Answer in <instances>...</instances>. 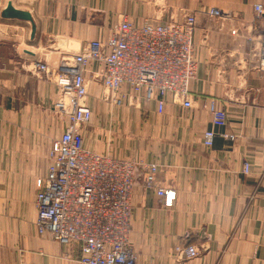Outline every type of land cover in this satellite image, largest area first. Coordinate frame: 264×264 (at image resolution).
I'll return each instance as SVG.
<instances>
[{
    "label": "crops",
    "instance_id": "crops-1",
    "mask_svg": "<svg viewBox=\"0 0 264 264\" xmlns=\"http://www.w3.org/2000/svg\"><path fill=\"white\" fill-rule=\"evenodd\" d=\"M254 4L264 10V0H0V264H74L64 254L78 253L34 229L36 179L67 120L54 109V82L30 66L56 68L122 16L140 24L187 13L196 23L192 106L171 95L161 111L155 101L127 97L114 106L85 74L94 100L84 144L156 163V182L175 190L164 206L155 188L135 181L129 241L136 264H264V70L257 62L264 17ZM210 7L222 14L209 15ZM210 99L226 112L222 126L203 107ZM187 245L198 254L187 256Z\"/></svg>",
    "mask_w": 264,
    "mask_h": 264
},
{
    "label": "built area",
    "instance_id": "built-area-1",
    "mask_svg": "<svg viewBox=\"0 0 264 264\" xmlns=\"http://www.w3.org/2000/svg\"><path fill=\"white\" fill-rule=\"evenodd\" d=\"M254 10L256 17H264L261 4H254ZM207 12L222 14L216 7ZM195 27L194 13L185 14L182 20H144L140 24L122 16L102 39L90 40L56 68L43 62L30 66L39 78L54 82V109L67 120L48 152L46 174L36 179L33 225L38 235H48L65 247L76 246V257L72 258L70 250L64 254L74 264H136L129 236L131 194L138 177L143 187L155 188L164 206H171L176 195L175 190L156 182V163L120 158L85 146L82 126L92 119L85 74L100 85L99 99L114 106L127 97L129 101H155L161 111L165 96L171 95L190 107L189 85L198 67L193 51ZM257 62L264 70V38L258 45ZM124 85L129 92L122 90ZM203 107L213 125L225 124L226 112L214 100H206ZM243 169L247 172L248 164ZM184 253L193 257L198 250L187 245Z\"/></svg>",
    "mask_w": 264,
    "mask_h": 264
},
{
    "label": "water",
    "instance_id": "water-1",
    "mask_svg": "<svg viewBox=\"0 0 264 264\" xmlns=\"http://www.w3.org/2000/svg\"><path fill=\"white\" fill-rule=\"evenodd\" d=\"M5 13H9L8 11H6ZM14 16H19L21 18H26V14L22 13V12H18L16 14H13Z\"/></svg>",
    "mask_w": 264,
    "mask_h": 264
},
{
    "label": "rangeland",
    "instance_id": "rangeland-1",
    "mask_svg": "<svg viewBox=\"0 0 264 264\" xmlns=\"http://www.w3.org/2000/svg\"><path fill=\"white\" fill-rule=\"evenodd\" d=\"M92 100H94V99H90V100H89L90 103L93 102ZM36 234H37V233H36ZM36 234H35V235H36ZM37 235H38V234H37ZM37 235H36V236H37ZM38 236H39V235H38ZM49 237H50V236H49ZM70 251H71V253H72V250H70ZM73 252L76 253L74 249H73ZM72 254H73V253H72Z\"/></svg>",
    "mask_w": 264,
    "mask_h": 264
}]
</instances>
